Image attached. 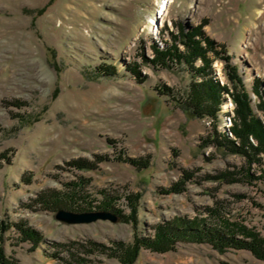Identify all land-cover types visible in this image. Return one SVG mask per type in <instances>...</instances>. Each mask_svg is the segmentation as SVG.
Instances as JSON below:
<instances>
[{"label": "rangeland", "instance_id": "374dc122", "mask_svg": "<svg viewBox=\"0 0 264 264\" xmlns=\"http://www.w3.org/2000/svg\"><path fill=\"white\" fill-rule=\"evenodd\" d=\"M162 1L0 0V223L43 235L33 247L15 226L2 232L19 264H122L94 242L132 243L166 220L208 217L209 207L264 235V154L250 163L218 144L234 139L231 94L215 117L195 113L189 92L203 76L183 61L153 62L154 45L185 50L182 28L198 27L204 46L203 34L216 42L208 77L229 85V57L263 120L252 86L261 78L264 89V0H167L163 14ZM106 202L118 220L56 216ZM134 264L264 260L180 241L165 252L142 248Z\"/></svg>", "mask_w": 264, "mask_h": 264}, {"label": "trees", "instance_id": "16d2710c", "mask_svg": "<svg viewBox=\"0 0 264 264\" xmlns=\"http://www.w3.org/2000/svg\"><path fill=\"white\" fill-rule=\"evenodd\" d=\"M196 34H200L198 27H192L191 29L182 28L178 38L184 45L185 50H181L177 44L171 47L167 46L166 49H161L158 44L154 45L155 56L153 62L163 66L167 65L169 60L183 61L184 64L192 67L198 74L203 76L202 79L195 80L192 83L191 91L189 92V102L194 107L195 113L201 112L200 115L211 114V116L215 117L223 101V93L229 92L236 105L233 125L230 129L234 139L229 137V134H223L224 140L218 144L229 147L233 152L244 154L250 163L261 161L260 154H264V89H262L261 78H256L252 87L253 92L257 94L258 102L256 107L262 114L263 120L254 110L250 93L238 66L231 63L229 57H225L226 64L224 67L229 85L221 86L218 81L208 77L210 74L209 69H211V60L208 52L216 42L203 34L202 37L206 39V46H204L202 44L203 39L197 38ZM198 58L203 61L201 66H195V61ZM19 105H21L20 102ZM251 138L256 140V144L252 143ZM141 160L143 161L137 160V162L135 159H128L131 164L140 167L149 163L144 159ZM78 166L81 167V163ZM99 207L105 210L110 208L108 202ZM77 208L70 205V209L73 211H77ZM113 209L116 213H120L119 209ZM207 210L209 212L208 217L200 215L192 219L176 217L175 219L161 222L154 227V234L143 237L137 233L132 243L116 240L112 241L110 245L95 242L94 244L100 245L103 248L100 249L107 252L108 255L117 257L122 264H134L142 248L165 252L174 249L180 241L209 242L220 250L228 248L248 249L256 257L264 260V235L260 231L249 227L243 221L232 219L220 213L217 208L209 207ZM11 226H15L22 242H31L33 247H36L43 241L42 233L27 223L1 221L0 264H19L16 259L7 255L3 246L2 232ZM59 245L63 247V244Z\"/></svg>", "mask_w": 264, "mask_h": 264}, {"label": "water", "instance_id": "95a60500", "mask_svg": "<svg viewBox=\"0 0 264 264\" xmlns=\"http://www.w3.org/2000/svg\"><path fill=\"white\" fill-rule=\"evenodd\" d=\"M57 218L66 222H92L97 219H111L113 221L118 220V216L110 211L96 210L87 212H75L67 209H60L57 213Z\"/></svg>", "mask_w": 264, "mask_h": 264}, {"label": "bare ground", "instance_id": "6f19581e", "mask_svg": "<svg viewBox=\"0 0 264 264\" xmlns=\"http://www.w3.org/2000/svg\"><path fill=\"white\" fill-rule=\"evenodd\" d=\"M167 3L168 1L165 0V1H162L161 5H160V9H161V13L163 14L166 10V7H167ZM153 22H155V20H153Z\"/></svg>", "mask_w": 264, "mask_h": 264}]
</instances>
